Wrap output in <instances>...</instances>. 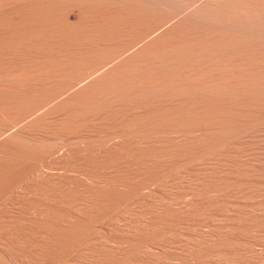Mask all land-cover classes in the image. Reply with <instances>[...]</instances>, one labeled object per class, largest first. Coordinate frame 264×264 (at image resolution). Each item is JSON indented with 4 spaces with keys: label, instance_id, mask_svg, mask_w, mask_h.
I'll return each instance as SVG.
<instances>
[{
    "label": "bare ground",
    "instance_id": "bare-ground-1",
    "mask_svg": "<svg viewBox=\"0 0 264 264\" xmlns=\"http://www.w3.org/2000/svg\"><path fill=\"white\" fill-rule=\"evenodd\" d=\"M0 264H264V0H0Z\"/></svg>",
    "mask_w": 264,
    "mask_h": 264
}]
</instances>
